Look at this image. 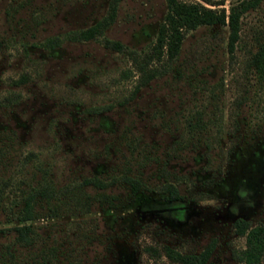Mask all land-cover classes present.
I'll return each instance as SVG.
<instances>
[{"label":"rangeland","instance_id":"rangeland-1","mask_svg":"<svg viewBox=\"0 0 264 264\" xmlns=\"http://www.w3.org/2000/svg\"><path fill=\"white\" fill-rule=\"evenodd\" d=\"M110 2L0 0V264H182L162 247L212 243L205 264H242L233 221L264 224V79L248 64L264 45V0L241 16L233 56L227 26L200 25L139 87L127 51L68 38ZM166 9L119 0L104 36L141 58ZM39 188L52 194L23 220ZM19 224L31 244L15 241Z\"/></svg>","mask_w":264,"mask_h":264},{"label":"trees","instance_id":"trees-1","mask_svg":"<svg viewBox=\"0 0 264 264\" xmlns=\"http://www.w3.org/2000/svg\"><path fill=\"white\" fill-rule=\"evenodd\" d=\"M119 0H111L107 13L88 27L68 32L71 40L102 39L107 47L127 51L134 62L139 74L136 87L146 84L150 79L159 75L165 68V63L172 61L178 55L186 33L200 25H224L228 27L227 49L233 56L240 37V20L243 13L255 6L259 0H235L228 9L223 0H166V12L159 23L154 41L148 51L138 58L136 51L125 48L118 40H112L104 36L106 28L114 21L117 3ZM59 38H50L47 45L53 47ZM158 62L152 66L151 63ZM264 79V45L250 57L248 62ZM162 66V67H160ZM132 185V191L140 189L138 179L128 178ZM36 194L50 196L52 193L46 189H34L25 198L23 220L32 216L33 200ZM176 198H179L175 194ZM180 213V212H179ZM233 227L238 235L245 237V246L233 251V255L242 264H259L264 254V224L251 225L244 217H237L233 221ZM16 231L15 241L23 244H31L34 240V229L31 224H19L14 226ZM213 243L197 254L181 253L168 245L162 247V252L172 261L182 264H205L211 254ZM148 252H155L153 246H146Z\"/></svg>","mask_w":264,"mask_h":264},{"label":"flooded vegetation","instance_id":"flooded-vegetation-1","mask_svg":"<svg viewBox=\"0 0 264 264\" xmlns=\"http://www.w3.org/2000/svg\"><path fill=\"white\" fill-rule=\"evenodd\" d=\"M180 211H183V206L177 207L176 212H180Z\"/></svg>","mask_w":264,"mask_h":264}]
</instances>
